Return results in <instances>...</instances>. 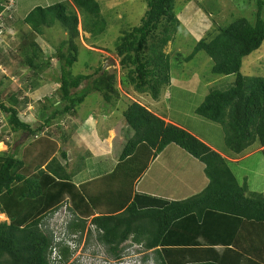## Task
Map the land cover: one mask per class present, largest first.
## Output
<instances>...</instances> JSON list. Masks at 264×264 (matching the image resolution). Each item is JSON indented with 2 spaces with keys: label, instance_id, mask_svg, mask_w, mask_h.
I'll use <instances>...</instances> for the list:
<instances>
[{
  "label": "trees",
  "instance_id": "1",
  "mask_svg": "<svg viewBox=\"0 0 264 264\" xmlns=\"http://www.w3.org/2000/svg\"><path fill=\"white\" fill-rule=\"evenodd\" d=\"M4 1L9 4L8 0ZM143 1L146 10L139 24L121 34L114 51L121 69L127 70L125 83L134 91L158 100L161 90L171 81L173 63L164 48L173 42L181 26L175 10L176 2L181 0ZM262 8L264 0H257L253 22L238 18L217 31H209L194 41L192 52L182 58L187 62L197 52H204L212 62V74L235 76L228 88H211L195 108L197 115L221 126L226 153L231 156L241 157L257 145L255 148L264 157V77H247L240 72L243 59L260 49L264 41ZM78 12L84 18L80 23L82 31L92 36L103 32L105 20L96 0H61L46 6H34L22 19L37 34L56 23L67 33L55 48V59L59 64V75L55 80L59 85L61 109L52 110L32 128L30 122L20 118L19 110L14 106L16 99L12 98L9 106L0 99V110L7 114L9 130L28 136L23 142L26 143L24 150L20 151L15 145L0 153V213L8 218V222H0V264H48L53 240L46 227H49L50 215L61 202L70 203L67 209L74 218L68 228L72 233L84 231L86 218L96 208L72 183V174L66 166L52 156L57 142L43 131L56 125L57 114L63 120L75 112L77 105L91 92L99 93L104 103L111 105L120 97L115 74L103 70L102 66L91 74L74 75L71 71L77 61ZM28 48V67L33 68L36 75L50 67L49 58L40 60L37 57L41 51L35 41H30ZM37 58L38 62L35 61ZM121 115L133 133L121 152L116 148L119 142L114 144L113 155L118 158L120 166H125L122 177L125 187L129 186V193L124 202H130L126 206L122 203L124 210L118 214H98L90 219L96 240L110 256L114 260L121 258L125 249L122 244L130 240L144 250H150L155 264H219V261L187 262L184 259L175 262L171 257L180 250L171 246L178 229L186 224L199 228L201 224L205 226L203 218L208 217L213 227L214 218L225 216L236 222L235 247L264 264V196L250 193L245 181L238 182L230 168L231 162L185 128L164 121L135 101L128 104ZM55 130L57 139L64 143L66 131L61 124ZM116 130L118 138L119 128ZM172 144L202 164L206 186L180 200L134 191L133 184L146 168L148 159L156 158ZM60 150L65 157L66 152ZM130 163L138 167L135 172L130 169L132 165L128 166ZM43 164L46 165L41 168ZM145 221L153 227L146 228ZM59 251L66 260L67 248L62 246ZM143 260L147 257L143 256Z\"/></svg>",
  "mask_w": 264,
  "mask_h": 264
},
{
  "label": "rangeland",
  "instance_id": "2",
  "mask_svg": "<svg viewBox=\"0 0 264 264\" xmlns=\"http://www.w3.org/2000/svg\"><path fill=\"white\" fill-rule=\"evenodd\" d=\"M59 1L61 0H15L13 9L11 0L9 4L0 0V7L4 8L0 10V99L7 106L12 104V98L16 99L14 106L19 110L20 118L30 122L32 128L39 125L43 121V117H46L52 110L61 109L59 85L55 80L59 75L55 48L61 40L67 37V33L60 24L56 23L52 27H44L41 34H37L28 28L21 18L34 6H46ZM96 1L100 5V14L105 20L104 30L97 36L82 31L80 23L84 18L78 12L79 35L75 40L78 50L77 61L73 64L71 71L74 75L91 74L98 66L106 65L105 69L115 74V86L120 97L111 105L104 103L99 93L91 92L80 105H77L75 112L68 114L65 119L62 120L63 117L57 114L54 120L56 125L46 130L44 128V133H48L57 142L59 149L62 146H68V150H71V146H77L76 148L80 151L82 147L79 141L82 139L84 140L83 145H86L82 151L84 152L86 147H90L92 150L96 145H100L98 149H104V146L109 143L111 146L112 143L119 142V139L114 137L117 132L115 128L122 125L120 134L124 143L130 138L133 131L125 125L121 113L128 104L135 101L160 115H162V110L167 107L165 114L168 118L185 126L213 146H220L224 149L221 126L197 115L195 108L211 88L226 89L233 84L235 76L212 74L210 71L212 62L204 52H197L187 62L183 60V57L192 52L194 41L203 38L209 31H217L238 18H246L253 22L257 12V0H186V2L181 0L176 2L175 10L178 11L177 17L181 26L174 36L173 42L168 43L164 51L171 56L172 77L178 79L180 84H188L191 89L189 92H179L169 88L171 90L170 98L168 95L166 98L163 97L162 103L159 102L160 98L153 100L147 94L134 91L129 84L125 83L127 70L121 69L118 63L119 58L114 51L115 44L121 34L139 24L146 10L145 2L143 0ZM261 16L264 18V8L261 10ZM30 41H35L38 44L41 52L38 51L37 57L40 60L50 59V67H45L38 75L33 72V68L28 67L27 57L30 54L28 48ZM38 58L35 59L36 62L39 61ZM240 72L247 77H264V41L260 49L243 59ZM90 112H94L93 119L87 120L86 126L83 122L79 123L82 115H88ZM105 114H109L107 120L103 119ZM6 120L7 114L0 110V153L12 149L15 145L19 147L20 151L24 150L26 143H23V140H26L28 136L23 134L22 137L11 132ZM96 121L102 124H113L115 128H103L104 126L99 124V129L96 128L95 132L90 133L89 123H96ZM59 124L62 129L67 126L69 130L65 132L64 143L57 139L58 132L55 129ZM98 139L102 141V144H105H99ZM123 146H120L119 152L122 151ZM255 146L247 150L251 151L248 157L237 163H230V168L240 184L246 182L250 193H259L264 196V157L261 152L256 151L258 149ZM170 147L167 152L162 154L161 158L151 165V168L149 167L151 170L145 173L143 179L141 178V181L135 185V189L138 191L145 189L147 187L143 183L155 179L156 188H150L151 190L162 192L165 189H171L179 196L182 186L167 170V164L174 161L175 164L176 161L182 163L184 162L182 156L188 154L173 144ZM74 164H78V160H75ZM45 165L43 164L42 167ZM185 198L180 197L178 200ZM67 210L61 206L56 212L60 215H55L56 213L50 215L49 229L54 227L56 222L64 221V218L70 219L71 214ZM1 221L8 222L6 214L0 213ZM145 222L146 228L153 227L151 224L149 226L147 221ZM88 224L89 222L86 223L80 241L76 240L70 243V247H74L73 254L69 253L68 258L61 264H116L106 248L96 242L94 237L96 233H87ZM122 245L125 246L123 252L129 249V255L123 264H155L152 253L144 250L142 246L130 240ZM143 256H146L147 260H143Z\"/></svg>",
  "mask_w": 264,
  "mask_h": 264
},
{
  "label": "crops",
  "instance_id": "3",
  "mask_svg": "<svg viewBox=\"0 0 264 264\" xmlns=\"http://www.w3.org/2000/svg\"><path fill=\"white\" fill-rule=\"evenodd\" d=\"M14 4H15V0H11V6L13 9L15 8ZM25 13L27 14L28 12ZM26 14H24L21 19H23V17ZM169 88L179 92H182L184 90H186V92H189V90L191 89L188 86V84H180L178 79L173 78L171 74L170 85L166 87V89L163 88L161 90L159 97L160 103H162L163 97L166 98V96L168 95L170 98L171 90H169ZM147 109L151 111L153 114L162 118L164 121L172 124H176L191 132L185 126L171 120L170 118H168V116H166L165 110L167 109V107H165L162 110L163 111L162 115L157 114L155 111H152L149 108ZM93 114L94 112H90L88 113V115H82L84 118L83 117L82 119L80 118L79 123L83 122V124L85 125L87 123V120L93 119L94 117ZM108 117L109 114H105V116H103V119L107 120ZM98 121H96V123H92V122L89 123L88 130L89 129L91 130L90 133L95 132L94 130L96 128L99 129V124L100 126H104L103 128L105 127L115 128L113 124L110 123L102 124V123H98ZM67 128L68 127L66 126L63 128V130L67 132L68 130ZM114 128L112 129L114 130ZM118 128H119V136H118L119 143L116 144L117 151H119L120 146L124 145L125 143V142L123 143V139L120 134V132L122 131V125L120 127L118 126ZM116 129L117 127L115 128V130ZM191 133L195 135L193 132ZM195 136L201 139L203 142H205L207 145H209L212 149L217 151L219 154H221L222 157L226 158V160H228L231 163H237L251 154V151H247L241 157L231 156L228 153H226L225 148L222 149L220 148V146L217 147L213 146L209 142L205 141L203 138L197 135ZM114 137H116V134L114 135ZM79 142L81 144L82 150L79 151L76 148L77 146L76 147L71 146L70 147L71 150H68V146H62L61 149L66 152L65 157H63L60 152L61 150L57 145V148L55 149L52 156H55L58 159V161H60L61 164L66 166L67 171L70 174H72V178H71L72 183L79 191L85 193L86 196L92 202L91 204L96 207L95 209L92 210V213L89 214L90 216L88 218H91L98 214H108V213L118 214L122 212L124 210V207L130 202L129 201L126 204L124 202L128 197L129 190L127 188L129 186L125 187V182H123L122 175L125 174V166L123 167L120 166L118 158L113 155V146H115L114 143L111 142L112 143L111 146L110 143L107 144L106 146H104V149H98V146L100 145H96L92 150L90 147H86L84 149V152H82L84 146L86 145H83L84 140L82 139H80ZM98 143L101 145L105 144V143L102 144V141L100 140ZM170 146L172 145H168L156 158L148 159L146 168L140 173L138 178L135 180L133 184L134 186L141 181V178L143 179L145 173L151 170L149 169V167L151 168V165L154 162H156L159 158H161L162 154L164 152H167L168 148H171ZM182 158L184 159V162L182 163H178V161H176L175 164L174 161L167 164V170L170 171L174 180L179 181L182 186L179 196L178 194L172 192L171 189H165V191L163 190L162 192H158L157 190H151L150 188H156L155 179L148 180L143 183L147 188L138 191L134 187V191L138 193H145L147 195H156V196L158 195L161 196L163 199H168V200L176 199L175 197H178L177 199H179L180 197L185 198L200 192L207 184V179L203 174L202 164L193 157H191L190 155L189 156L184 155L182 156ZM229 159H232L233 161H230ZM75 160H78V164L76 165L74 164ZM124 164L125 163H123V165ZM130 165H132L130 169L135 172L136 169L138 168V167H134V165L136 164L130 163L128 166ZM121 185L123 186V188H120ZM131 197L132 198L134 197V193L131 195ZM122 203L125 206L123 205L122 207L121 206ZM203 222L205 226L201 224L199 228L190 227L186 224L185 226L178 229V231L174 235L176 239L173 245L171 246V248H176L180 250V252L172 256L171 257L172 260H174L175 262H179V261L181 262L183 261V259L184 261L187 262H194V260H196V262L219 261V264H261L251 256L242 253L233 244V239H234L233 236L235 234V229H236L235 220L233 221V219L227 218L225 216H221V217L217 216L216 218H214L215 225L213 227L210 226L212 224L210 223L208 217H204Z\"/></svg>",
  "mask_w": 264,
  "mask_h": 264
},
{
  "label": "clouds",
  "instance_id": "4",
  "mask_svg": "<svg viewBox=\"0 0 264 264\" xmlns=\"http://www.w3.org/2000/svg\"><path fill=\"white\" fill-rule=\"evenodd\" d=\"M66 202H67V204L65 203V200H63L61 202V204L59 205V207L53 213L55 214L56 212H58L61 206H63L64 208L70 207L69 201H66ZM67 211L71 214L70 219L64 218V221L56 222L55 226L52 227L51 229H49V227H46L51 232V236H52V240H53V244L51 245V247H49L48 264H61V262H64L63 260H65V259H63V257L61 256L59 249L62 246H64V247L67 248V250L70 253V255H72L73 254L72 251L74 250V247H70V245H71L70 243L73 242V241H76V240L80 241V239L82 237L83 232L78 231V232L72 233V232L69 231L68 224H69L70 221L73 220L74 215L69 209ZM55 215H60V213H56ZM63 215H65V214H63ZM90 219L91 218H86V223L89 222L88 228H87L88 229L87 233H89V232L96 233L93 230L94 228L90 224ZM94 237L96 239V235ZM98 243H100V242H98ZM84 244L82 245V249L84 247ZM128 250L129 249L126 250L127 252L125 251L127 253L126 256H125V252H124L123 256H121V258L115 260L116 264H123V261L129 255L128 254ZM148 251H150V250H148Z\"/></svg>",
  "mask_w": 264,
  "mask_h": 264
},
{
  "label": "water",
  "instance_id": "5",
  "mask_svg": "<svg viewBox=\"0 0 264 264\" xmlns=\"http://www.w3.org/2000/svg\"><path fill=\"white\" fill-rule=\"evenodd\" d=\"M106 64H107V63H106ZM105 66H106V65H105ZM105 66H103V70H105V68H106Z\"/></svg>",
  "mask_w": 264,
  "mask_h": 264
}]
</instances>
